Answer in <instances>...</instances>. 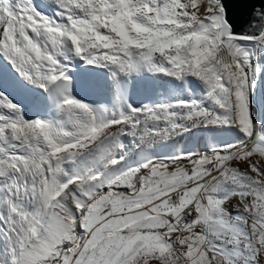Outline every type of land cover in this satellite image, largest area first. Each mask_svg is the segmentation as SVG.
Listing matches in <instances>:
<instances>
[{"label": "snow or ice", "instance_id": "obj_1", "mask_svg": "<svg viewBox=\"0 0 264 264\" xmlns=\"http://www.w3.org/2000/svg\"><path fill=\"white\" fill-rule=\"evenodd\" d=\"M262 86L264 0H0V264H264Z\"/></svg>", "mask_w": 264, "mask_h": 264}, {"label": "rangeland", "instance_id": "obj_2", "mask_svg": "<svg viewBox=\"0 0 264 264\" xmlns=\"http://www.w3.org/2000/svg\"><path fill=\"white\" fill-rule=\"evenodd\" d=\"M262 87H264V86H262ZM141 99H142V97H141Z\"/></svg>", "mask_w": 264, "mask_h": 264}]
</instances>
